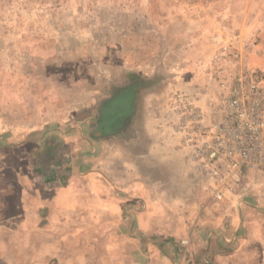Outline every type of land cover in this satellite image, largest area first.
I'll return each mask as SVG.
<instances>
[{
    "label": "rangeland",
    "instance_id": "374dc122",
    "mask_svg": "<svg viewBox=\"0 0 264 264\" xmlns=\"http://www.w3.org/2000/svg\"><path fill=\"white\" fill-rule=\"evenodd\" d=\"M242 67L264 70V0H0V141L15 145L31 139L28 149L33 150L49 136L81 131L84 122L96 135L102 127V105L138 84L139 116L142 121L153 119L156 130L147 133L142 127V135L172 140L177 153L173 94L215 112L221 98L216 72ZM139 79L147 87L142 88ZM141 140L143 136L139 156L123 164L125 183L133 185L132 191L122 193L127 222L118 224L128 237L122 241L127 244L124 262L130 261L132 244L144 250L148 242L153 250L165 247L175 256L187 248L190 256V238L199 226L195 218L202 212L199 204L206 209L209 203L225 202L207 195L187 163L197 192L187 194L191 205L171 203L178 194L161 173L167 165L160 151L147 161L153 154ZM254 178L247 196L226 203L238 206L243 199H264V176ZM147 214L154 219V235L130 236V217L146 220ZM107 226V232L116 229L115 224ZM165 232L172 237H160ZM107 241L88 240L90 264H98L101 255L102 264L114 262V246ZM78 242L82 244L71 239V250H81Z\"/></svg>",
    "mask_w": 264,
    "mask_h": 264
},
{
    "label": "crops",
    "instance_id": "0c3cea01",
    "mask_svg": "<svg viewBox=\"0 0 264 264\" xmlns=\"http://www.w3.org/2000/svg\"><path fill=\"white\" fill-rule=\"evenodd\" d=\"M139 91L138 84L131 86L123 97L102 105V127L96 135L91 133L94 127L84 122L81 131L49 136L33 150L28 149L31 139L15 145L0 141V264H90L89 242L103 237L114 246V262L108 264H264L262 198L243 199L238 206L235 201L231 205L212 202L206 209L199 204L202 212L195 220L200 227L190 238V256L186 247L182 256H175L165 247L153 250L152 242H148L144 250L132 244L130 261L124 262L127 244L122 241L128 237L118 224L125 221L123 190L132 191L133 185L130 187L123 178V164L124 159L139 156L141 136L145 139L141 144L153 154L146 160L156 158L160 151L159 158L167 165L161 173L178 194L170 202L191 205L187 194L197 192L192 190L195 177L180 146L174 153L172 140L153 133L142 135V127L147 133L156 130L153 119L142 121L139 116ZM157 142L164 145L156 147ZM124 145L130 149L124 151ZM151 166H155L154 161ZM258 175L245 176L243 198L248 195L249 180ZM146 217H130L134 224L130 236L154 235V219L149 214ZM107 224H115L116 229L107 232ZM160 237L168 239L172 234L165 232ZM71 239L82 240V244L78 242L81 250H71ZM101 257L98 264H102Z\"/></svg>",
    "mask_w": 264,
    "mask_h": 264
},
{
    "label": "built area",
    "instance_id": "2783aa9c",
    "mask_svg": "<svg viewBox=\"0 0 264 264\" xmlns=\"http://www.w3.org/2000/svg\"><path fill=\"white\" fill-rule=\"evenodd\" d=\"M214 82L221 93L215 112L178 93L171 111L179 146L201 188L226 203L242 196L248 173L264 176V70L218 71Z\"/></svg>",
    "mask_w": 264,
    "mask_h": 264
},
{
    "label": "water",
    "instance_id": "95a60500",
    "mask_svg": "<svg viewBox=\"0 0 264 264\" xmlns=\"http://www.w3.org/2000/svg\"><path fill=\"white\" fill-rule=\"evenodd\" d=\"M140 80V79H139ZM140 85L142 88L147 87V84L140 80Z\"/></svg>",
    "mask_w": 264,
    "mask_h": 264
}]
</instances>
